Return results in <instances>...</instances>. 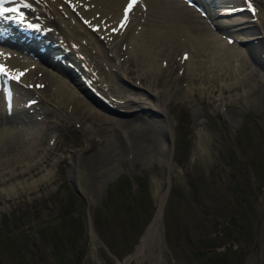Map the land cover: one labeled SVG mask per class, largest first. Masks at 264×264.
Returning <instances> with one entry per match:
<instances>
[{"label": "rangeland", "instance_id": "rangeland-1", "mask_svg": "<svg viewBox=\"0 0 264 264\" xmlns=\"http://www.w3.org/2000/svg\"><path fill=\"white\" fill-rule=\"evenodd\" d=\"M184 45L180 38L166 43L163 67L143 74L135 61L125 62L127 46L119 44L124 79L111 76L116 90L143 91L162 108L117 107L82 83L100 111L124 121L139 116L160 139L118 144V160H97V144L93 159L79 158L88 132L51 101L44 82L46 102L3 112L1 127L18 137L9 157L28 159L6 165L0 180V264H264V96L238 67L221 77L205 63L187 72ZM104 125L125 139V126ZM28 130L40 133L36 143ZM28 142L33 155H25ZM143 238L145 253L136 254Z\"/></svg>", "mask_w": 264, "mask_h": 264}, {"label": "bare ground", "instance_id": "bare-ground-1", "mask_svg": "<svg viewBox=\"0 0 264 264\" xmlns=\"http://www.w3.org/2000/svg\"><path fill=\"white\" fill-rule=\"evenodd\" d=\"M9 1L19 4L17 14L22 15V20L26 21L24 28L29 25L28 33H32L28 37L29 35L15 32V28L10 27L14 30L8 29L7 36L0 39V62L3 63L0 68L13 72L15 76L9 79L13 85L10 101L14 107L26 109L46 102L43 95L45 91L41 89L44 82V87H50L52 91L51 101L69 119L79 122L88 132V150L79 154V158L85 156L87 162L95 155L94 144H97V160L101 161V158L118 160L122 154L118 144L130 145L133 138L136 142H160V139H155V131L144 128L145 123L139 116L127 121L109 117L95 107L82 90L83 83L101 95L105 103L107 101L117 107L136 108L139 112L148 107L162 108L158 101H147L143 97V91L125 94L116 90L111 76L124 79L119 44L125 43L127 46L125 62L135 61L145 74L163 67L167 54L162 46L180 38L185 44L179 50L182 62L190 66L187 72L196 71L197 68L200 70L205 63L212 67L218 66L220 69L216 74L221 77L238 67L250 77L252 87L258 88L257 92L264 96V0H195L206 9V18L197 11L195 4H190L187 0H137L128 12L126 21L128 0ZM248 2L254 5L255 12L242 8ZM10 13L15 12L10 10L8 14ZM98 13L101 14L100 18L96 17ZM82 19L87 20V23ZM3 27H0V37L4 34L1 32ZM112 28H115L116 33L111 36ZM113 36L111 41L109 38ZM208 49L211 51L205 52ZM36 60L47 67L38 66ZM221 70L223 72L220 74ZM209 73L211 72L208 71ZM0 78H4L1 72ZM35 78L41 81L34 82ZM2 88L0 86V116L8 110ZM137 89L142 90L139 87ZM32 98L36 99L34 103L30 102ZM252 100L255 101L254 98ZM105 120L113 121L114 125L125 126V139L115 129L106 127ZM1 126L2 124L0 150L3 158L0 161V180H3L8 169L6 165L22 164L28 158L9 157L10 143L17 141L18 137L11 128ZM27 134L35 143L40 135L37 130H28ZM171 136V130H165L164 139L170 141ZM168 144L161 143L164 150L171 149ZM35 150L33 142H28L25 155H33ZM80 166L81 160H77L73 172L78 177L81 174ZM161 209L151 234L157 227ZM148 233L149 231L146 235ZM144 238L136 254L145 253L148 243L143 242Z\"/></svg>", "mask_w": 264, "mask_h": 264}, {"label": "water", "instance_id": "water-1", "mask_svg": "<svg viewBox=\"0 0 264 264\" xmlns=\"http://www.w3.org/2000/svg\"><path fill=\"white\" fill-rule=\"evenodd\" d=\"M165 135H166V133H165ZM166 137V136H165ZM167 151V150H166ZM166 151H165V153H166ZM167 155V154H166ZM167 157V156H166ZM168 158V157H167ZM70 181H71V183L73 184V186H74V188L76 189V191L78 192V193H81L80 192V190L78 189V187L76 186V183H75V181H74V179H70ZM153 221H154V219L152 220V222L148 225V227H147V230H146V233L149 231V229L151 228V225H153ZM151 235V234H150Z\"/></svg>", "mask_w": 264, "mask_h": 264}, {"label": "snow or ice", "instance_id": "snow-or-ice-1", "mask_svg": "<svg viewBox=\"0 0 264 264\" xmlns=\"http://www.w3.org/2000/svg\"><path fill=\"white\" fill-rule=\"evenodd\" d=\"M137 2V0H132V2L128 5V8L131 9L133 7V5ZM25 7H27V5H24ZM11 11H18V9H11ZM127 20V12L125 13V21ZM124 25H122L123 27ZM186 59V57H185ZM3 69L0 68V72H2Z\"/></svg>", "mask_w": 264, "mask_h": 264}, {"label": "trees", "instance_id": "trees-1", "mask_svg": "<svg viewBox=\"0 0 264 264\" xmlns=\"http://www.w3.org/2000/svg\"><path fill=\"white\" fill-rule=\"evenodd\" d=\"M115 184H116V183H115ZM115 184L113 185V188H114V189L116 188V185H115Z\"/></svg>", "mask_w": 264, "mask_h": 264}]
</instances>
